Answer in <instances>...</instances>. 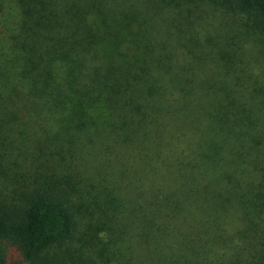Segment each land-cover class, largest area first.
I'll return each mask as SVG.
<instances>
[{
    "label": "trees",
    "instance_id": "16d2710c",
    "mask_svg": "<svg viewBox=\"0 0 264 264\" xmlns=\"http://www.w3.org/2000/svg\"><path fill=\"white\" fill-rule=\"evenodd\" d=\"M222 5L0 0V264H264V72Z\"/></svg>",
    "mask_w": 264,
    "mask_h": 264
},
{
    "label": "rangeland",
    "instance_id": "374dc122",
    "mask_svg": "<svg viewBox=\"0 0 264 264\" xmlns=\"http://www.w3.org/2000/svg\"><path fill=\"white\" fill-rule=\"evenodd\" d=\"M218 1L224 4L220 9L219 14H225L229 17L230 22H236L241 26L240 32H243V39H241L240 48L238 46V51L244 52L243 59L245 63L247 62L248 58H250V60L252 61L250 63V71L255 75V77L256 75H260L262 72H264V69L260 68L261 64L264 63V60L261 57L255 60L258 56L261 55L258 53L260 50L259 46L255 45L260 43L257 41V38L260 41H263L264 44V35L257 27L258 21L254 17L247 18L244 15H241L237 18V14L235 13V11H233V7L229 4V0ZM251 53L253 55H251ZM257 80L259 81V84H264L263 77L257 78Z\"/></svg>",
    "mask_w": 264,
    "mask_h": 264
}]
</instances>
